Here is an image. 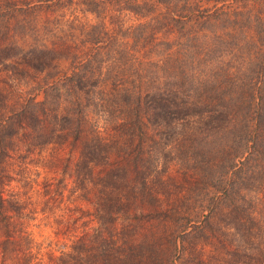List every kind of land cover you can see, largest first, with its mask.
Here are the masks:
<instances>
[{"label":"trees","instance_id":"trees-1","mask_svg":"<svg viewBox=\"0 0 264 264\" xmlns=\"http://www.w3.org/2000/svg\"><path fill=\"white\" fill-rule=\"evenodd\" d=\"M201 1L81 0L99 21L85 55L59 75L47 69L44 43L18 49L41 78L35 96L0 119V162L17 128L28 127L86 136L78 162L90 169L120 146L148 170L144 181L179 166L194 193L170 209L171 264H191L187 245L212 232L218 213L242 249L264 227V0ZM110 9L143 18L128 48L104 23Z\"/></svg>","mask_w":264,"mask_h":264},{"label":"rangeland","instance_id":"rangeland-1","mask_svg":"<svg viewBox=\"0 0 264 264\" xmlns=\"http://www.w3.org/2000/svg\"><path fill=\"white\" fill-rule=\"evenodd\" d=\"M50 1L0 0V7L8 4L0 11V119L35 96L31 89L41 78L21 51L44 43L47 69L63 75L89 49L87 35L98 18L83 11L81 0H63V7ZM107 13V29L130 47L131 28L143 18ZM86 138L50 130L39 136L18 127L8 141L0 162V264H171L172 256L177 263L170 209L192 196L193 184L173 162L144 181L148 170L135 166L121 146L107 160L84 167L78 158ZM224 218L214 215L212 232L187 245L191 264H264V227L253 247L242 249Z\"/></svg>","mask_w":264,"mask_h":264}]
</instances>
